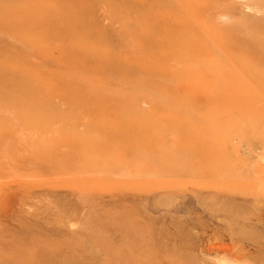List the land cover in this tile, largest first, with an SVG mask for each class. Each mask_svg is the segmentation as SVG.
Instances as JSON below:
<instances>
[{"label":"rangeland","instance_id":"374dc122","mask_svg":"<svg viewBox=\"0 0 264 264\" xmlns=\"http://www.w3.org/2000/svg\"><path fill=\"white\" fill-rule=\"evenodd\" d=\"M44 2L32 47L0 9V264H264V0Z\"/></svg>","mask_w":264,"mask_h":264},{"label":"bare ground","instance_id":"6f19581e","mask_svg":"<svg viewBox=\"0 0 264 264\" xmlns=\"http://www.w3.org/2000/svg\"><path fill=\"white\" fill-rule=\"evenodd\" d=\"M2 0H0V2H1ZM16 1H18V3L17 2H15L14 0H10V3L9 4H7L6 6H8V5H11V7L10 8H4V7H6V6H1L0 7V9H2V13L3 14H7V13H10V15H9V27L10 28H12L14 31L16 30L18 33H20L23 37H26V39H27V41L29 42L28 43V45L30 46V47H32V44H31V42L32 41H34V19L32 18L33 16H34V14H35V12H37L36 10H38V8H40L41 7V10H43V6L44 5H42L43 3L44 4H47V2L45 3L44 2V0H21V1H19V0H16ZM70 1H73V0H70ZM158 1V0H157ZM59 3V6H58V9H56V8H54V6H53V4L54 3H52V4H50L48 7L49 8H53V10L54 11H57V12H59V16H58V21H59V25L62 27L63 25H62V22L64 21V20H74V22L75 21H77V17L75 18V16L72 14V18H71V16H69L70 15V13H67L66 14V12L64 11V8H65V4L62 2V1H60V2H58ZM159 3H160V1H159ZM75 4L76 5H78L79 4V2H77V1H75ZM47 5H45V7H46ZM156 6V5H155ZM31 11H33L34 13L33 14H30V13H28V12H31ZM53 13H49V15L51 16ZM68 17H70L71 19H69ZM146 17L147 18H151L152 17V15L150 16L149 14L148 15H146ZM2 21H4L5 22V20H2ZM10 21H11V23H10ZM6 23V22H5ZM4 23V24H5ZM69 24H70V22H69ZM2 26V25H1ZM160 28V27H159ZM28 46V47H29ZM28 55V54H27ZM15 59V58H14ZM12 62V61H11ZM1 63V62H0ZM5 63V62H4ZM12 66V65H11ZM37 67L39 66L38 64L36 65ZM7 67H10V66H7V65H5V68H7ZM41 67H43V66H41ZM4 69V67L3 66H0V72L2 71V74H4L5 75V77H9V75L11 74V73H13V72H11L9 75L8 74H6V72H4L3 71V69ZM12 68H14L15 69V67L13 66ZM44 68H46V67H44ZM7 70H8V68H7ZM12 70V69H11ZM10 71V70H9ZM8 71V72H9ZM14 73H15V71H14ZM19 76H21L20 74H18ZM18 75L17 76H15V77H13V74H12V77L11 78H14L13 79V83L14 84H16V85H18L19 87H25L26 85L25 84H22L23 82L21 81L22 79H20L19 77H18ZM26 77V76H25ZM23 79H25V78H23ZM27 79H29V78H27ZM18 80H19V82H18ZM23 96H29V90H24V93H23V95H21V97H23Z\"/></svg>","mask_w":264,"mask_h":264}]
</instances>
